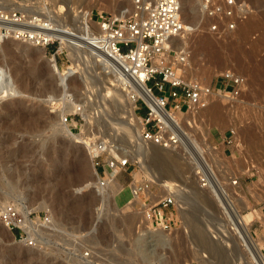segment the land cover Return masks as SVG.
I'll list each match as a JSON object with an SVG mask.
<instances>
[{"label":"rangeland","instance_id":"obj_1","mask_svg":"<svg viewBox=\"0 0 264 264\" xmlns=\"http://www.w3.org/2000/svg\"><path fill=\"white\" fill-rule=\"evenodd\" d=\"M34 1H39L35 4L37 7H43L44 0ZM49 1L53 4L55 0ZM240 1L249 4V10L242 8L244 18L252 14L246 27L249 28L247 32H241L243 23H240L233 34L224 37L209 30L212 20L200 18L199 6L194 0L186 3L183 11L186 24L198 29L186 35L189 43L185 44H189L191 53L185 78L214 85L227 69L247 78V87L240 97L227 101L216 99L221 102L219 121L207 108L201 112L202 117L198 114L183 116V126L191 129L192 137L203 148L214 169L210 170L216 180L207 187L201 186L199 178V171L204 168H196L193 164L200 159L199 147H193L192 159L185 164L176 163L179 162L176 152L166 154L171 156V161L165 153V159H145L142 149L149 143L138 138L140 127L133 126L131 131L126 127L122 129L125 139L117 138L120 137L117 134L112 136L113 144L127 146L129 156L124 157H128L131 164L126 170L115 173L114 180L99 188L88 148L76 144L74 138L69 143L68 136L56 133V112H51V101L54 100L48 98L50 95L59 97L65 87L67 93L77 99L74 102L84 103L92 120L88 121L79 114L73 116L78 121L74 131L81 132L86 141L90 139L98 144L105 135L113 133L109 128L125 125V122L120 124L122 118L126 120L125 115L121 116L122 111L125 114V105H118L120 100L124 102L122 93L115 94L114 91V98L96 100L98 94L105 91L102 90L106 89L105 84L112 83L114 75L97 61L96 56L88 55V69L86 64L60 85L37 63L34 56V51L38 50L36 45L11 38L0 41L8 46L9 54L3 60L9 73L16 75L17 88H27L26 92H13L12 96L6 95L0 100V105L8 103L2 109L0 106V214L6 206L24 205L31 210V220H40L36 226L38 234L28 237L26 232L22 238L0 217V264H202V259L207 256L210 264H223L221 259L214 257L213 251V254L207 251L206 245L197 240L190 227L187 232L183 228L175 233L178 225L173 233L167 231L170 233L165 240L158 232L150 234L152 231L144 230L141 203L135 202L131 190L132 183L147 176L139 165L140 160L147 162L149 168L146 169L152 173L167 174L192 189L187 192L182 189L189 205L187 214L189 218L196 215L198 218H195L199 219L201 216V226L210 233L221 255L226 249L229 264H252L247 248L225 228L233 221V209L230 207L229 213H223L219 202L231 194L237 197L234 203L249 216L250 231L256 242H264V73L259 74L261 71L257 69L264 62V0ZM104 2L101 9L111 13L129 4L128 0ZM203 35L221 51L220 61L211 60L206 50L197 53L195 46ZM253 47L256 51L252 50ZM67 98L70 99L68 94ZM30 113L38 117L33 125H27ZM147 113L148 109L141 107L137 115L144 118ZM67 126L71 128V124ZM107 158L101 157L103 162ZM83 169L86 172L82 178L76 173ZM235 178L238 181L233 185ZM87 183L90 184L85 187ZM16 210L23 221V214ZM31 240L34 244H28ZM252 248L255 251L256 248Z\"/></svg>","mask_w":264,"mask_h":264},{"label":"built area","instance_id":"obj_2","mask_svg":"<svg viewBox=\"0 0 264 264\" xmlns=\"http://www.w3.org/2000/svg\"><path fill=\"white\" fill-rule=\"evenodd\" d=\"M195 1L199 6L200 18L212 20L209 30L219 37L228 36L235 30L243 16L242 8L250 9L249 4L240 0ZM128 2L127 6L115 13L97 7L87 13L78 8L70 18H53L52 22L46 13L31 14L37 7L34 0H27L26 3L16 0L5 3L0 0V36H10L45 48L59 69H73L77 49L88 51L89 56H96L97 61L110 71L128 78L129 82L125 84L132 89L129 94L135 100L136 114L141 111V107L148 109L147 116L142 118L143 140L165 148L178 146L179 133L185 121L183 116L198 114L210 105L215 95L240 97L247 87V78L227 69L220 74V81L214 85H207L200 80H187L184 72L191 52L188 46L179 45L178 40L186 33L195 31V28L185 24L182 1ZM53 5L49 0H44L43 6L55 9ZM44 31L60 32L66 39L47 37ZM87 58L88 55H85L84 59ZM84 59L76 62V70L68 78L82 69L81 62ZM107 60H110V64H106ZM132 83L146 85L148 91L156 97L158 111L138 97ZM173 113L179 115L172 117ZM77 114L70 113L64 117V122L71 124L73 131L77 128V124H73V116ZM106 146V142H101L93 156L98 187L107 185L108 180L115 175L114 172L126 170L131 164L128 157L107 151ZM103 156H108L106 162L102 161ZM199 174L202 187L216 180L210 169L204 168ZM237 181L235 178L233 185ZM131 185L134 196L140 199V209L151 223V228L173 231L180 226L177 196L179 182L156 181L146 176ZM163 190L165 194H162ZM0 217L9 229L16 230L17 235L23 238L26 231L13 205H9ZM28 244H34V241ZM260 253L264 256V244ZM261 263L264 264V260Z\"/></svg>","mask_w":264,"mask_h":264},{"label":"bare ground","instance_id":"obj_3","mask_svg":"<svg viewBox=\"0 0 264 264\" xmlns=\"http://www.w3.org/2000/svg\"><path fill=\"white\" fill-rule=\"evenodd\" d=\"M2 1L5 2V3H10L12 0H2ZM181 1H182L183 11H184V9H185L184 6L186 5V3H189L190 0H187V2L185 0H181ZM194 2H195V4H197V2L195 0H194ZM36 3H39V1H37ZM103 4L105 5L104 0H55L54 1L55 9H49L46 6H43V7H40V8L37 7L36 10L34 12H32L31 14H35V12L36 13H46L47 16H48V19L52 20V22H53V18L59 19V20H60L61 17H63L64 19L65 18H70L71 15H73V11H76L78 8H81L82 12L90 13L92 11V9L95 8V7L101 9V7H102ZM79 15H80V13H79ZM251 15H248L245 18L243 16H241V19H239V21L237 22V27L235 28V30L238 28V25L240 23H243V28L241 27L242 28L241 32H243V33L245 31L247 32L246 29H248L249 27L248 28H246V27H247V25L250 24V22H249L248 19L251 18V17H249ZM82 16H84V14ZM253 20H255V19H253ZM247 22H249V23L247 24ZM185 24H186V19H185ZM186 25L188 26V24H186ZM256 25H258V22L256 23ZM188 28H190V27H188ZM17 29H19V27H17ZM235 30L231 34H233L235 32ZM197 31H198V29H195V31H193V32H197ZM44 32H45V36H47V37H50V36H52L53 38H57L58 37L61 40L66 39L64 37V35L61 34L60 32H48V31H44ZM188 34L189 33H186L184 35L185 37H182L181 38V39H183L184 42H181V39L178 40V44L179 45L186 46V47L189 45V44L188 45L185 44L186 42L189 41V40H186V35H188ZM7 38H11V39H14L15 40V38L10 37V36H8ZM0 39H5V37L0 36ZM219 46H221V45H219ZM195 49L197 50V53L198 54L202 50L208 51L207 54L211 58V60H219L220 61V58L222 57L221 56L222 54L220 53L221 51H218L217 48H215L214 45L210 42V39L207 36L205 37V35H203V37L202 36L200 37L199 42L195 46ZM252 50H255L256 51V48L253 47ZM77 53H78V56H77ZM74 54L76 56L74 57V60H73V62H74V66H72L73 69H71L70 67H68V69H67V67L66 68H63V69H59L58 68L59 71H60V74L62 76V82L63 83L65 81L69 80L70 79V76L68 78V75L71 74V73H73V71L76 70V62L79 61V60H81V59H84L85 55H89V52L88 51H85V50L77 49L76 50V53H74ZM198 57H199V55H198ZM222 60H223V58H222ZM83 61L85 62V61H87V59H84ZM109 61L107 60L106 61V64H110ZM84 62H81L82 68L84 66L86 67V65H85ZM262 62H263V60H262ZM88 63H89V60L86 63L87 64V68L86 69H88V67H89ZM257 67H259V66H257ZM257 69H259L261 71V73H259V74L264 73V62L262 64H260V67L257 68ZM253 70H254V68H253ZM254 71H252V72H254ZM6 72L7 71L5 70V68L0 67V85L4 87V90L2 91V96L3 97L4 96L6 97V95L8 94V88L9 87L12 88V86H13L10 83V81H9L11 79L8 77L9 78V80H8V78L6 77L7 76V73ZM111 73L114 75V77H112L113 79L111 80L112 83H110L108 86H107V84H105L106 85V89H102V90H105V91H102L101 93H99L96 100H101V99H103L105 97L106 98H114V91L117 92L115 94L122 93V98H123L124 102L122 100L118 99V101L120 100L119 103H118V105L123 106L122 105L123 103L125 105V108H124L125 114L122 113L123 112L122 111L123 108H122V110H121L122 111L121 112V116L122 115H125L126 116V120L123 119V118H122V120H120L121 121L120 124H123V122H125V125L124 124L122 125L123 128H121L122 126L121 127L114 126L112 128H109V129L112 130L113 133L112 134L110 133V134L105 135V137H103L104 139L100 140L98 144H95L96 141H94V140H90L89 139V141H86L84 139L83 135L81 134V132L73 131L71 128H69L67 126V124H69V123H65L64 122V117L67 114H70V113H79V114H81V116H83L84 118H86L88 121L89 120H92V117L90 116L89 113H86L85 104L84 103H80V102H74L75 99H73L70 96V94L67 93V91H66V89L64 87V89L62 90V93L60 94L59 97H55L54 98V97H52L50 95L49 98H48L50 100L51 99L54 100V102L51 101V104H52L51 105V108H52L51 109V112H56L55 113L56 120H55L54 127H55V130H56V133L57 134H60V135L63 134V135H66V136H68V137H70L72 139L74 138V142L76 144H82V145L86 146V148H88V151H89V154H90L91 159L93 158L95 152L97 150H99V144L101 142H106L107 143V146H106V150L107 151L109 150L110 152H113L114 154H117V155H119V156L122 157V155L123 156H129V154L126 153L127 152V149H126L127 146L121 145V144L120 145L113 144V142H112V140H113L112 136L117 134V135H120V137L117 136V138H120V139L124 138L125 139V133L122 130V129H124V127H126L128 129V131L129 130L131 131V128H134L133 126H137V127L139 126L140 128H139L138 138L139 139L141 138V140L144 143H149V146H147L146 148L144 147V149H142L143 150L142 155H143V157H145V159L147 157H158L160 159H165L166 154H169V152H171V153H175L176 152L175 155H176V157L178 159L175 156L174 157L180 162L179 163V162L176 161V163L181 164V162H184V164H185V163H187V160L192 159V154H193V149H194L193 147H199L200 149L199 148L198 149H199V153L201 155L200 156V159H196L195 162H193V164L195 165L196 168H205V169L214 170L213 167H212V165L208 162L207 155L204 152L203 148L200 147L198 145V142L196 141V139L192 137V134H191V131H190L191 129H189V128L185 127V126H182V131L179 133L180 138H179V144H178V146H174V147H170V148H165V147L159 146L157 144H154L152 142H147V141L143 140V138L141 136V131H142V128H143V125H142L143 119H142V117L138 116L135 113V100L132 99L131 96H130V94H129V92L132 89L129 88L128 86H126L127 84H125L126 82H129V80H128V78H126L121 73L114 72V71H111ZM205 75H206V72H205ZM253 75H255V72H254ZM257 76H259V75L257 74ZM207 85H211V84H207ZM132 86H133V90L137 93L138 97H140L142 100H145L151 107H153L155 109V111H158L157 106H156V97H154V94H151L148 91V89H147V87H146V85L144 83H141V85H139V86L137 84L132 83ZM110 89L113 90L112 93L110 92ZM67 94L70 97V99L71 98L73 99L72 101H69L70 99L67 98ZM216 99H220V100L221 99H224L225 101H227V100H231L232 97H229L228 95H224V94L223 95H215L214 98H213V100L211 101L210 105L207 107L208 112H211V114L214 116L215 120H218L219 121V116L218 115H219V111H220V108H221V102L220 101L219 102H216ZM7 105H8V103H5L3 105H0L1 106V109L4 108V107H6ZM54 107H55V109H54ZM205 109H203V110H205ZM207 110H205V111H207ZM202 111H200L198 113L199 117H202L201 116V112ZM175 115H179V114H177V113L174 114L173 113L171 116L173 117ZM62 117H63V119H62L63 122L60 121V119ZM35 119H38V117L32 116V114H31V118H29V120H30L29 122L30 123H28L27 125H33L35 123L34 122ZM116 119H118V118H116ZM73 121H74V123H73L74 125L77 124V121L75 119ZM215 122H217V121H215ZM49 124H51V122H49ZM111 130H110V132H111ZM128 131L126 130V132H128ZM239 134L240 133L238 132L237 137H239ZM107 136H111V137L106 138ZM114 139H115V137H114ZM57 142H59V141H57ZM178 148H180V149H178ZM238 153H240V151ZM163 154L165 155L164 157H163ZM73 155L75 156L76 153L73 154ZM166 157H169V156L167 155ZM170 157H169V160H170ZM80 158H82V157L80 156ZM175 158H172V160L175 159ZM179 158H182V161H180ZM80 161H81V159L78 158V162L79 163H81ZM145 162L146 161L140 160L139 165H140L141 169L146 173V175L149 178L155 179L156 181H164V182H169V183L175 182L174 181V177L168 176L167 174H154V173H152L151 171H149L148 169H146L148 166H146L147 165V162L146 163ZM175 167H177V165ZM179 167L180 166H178L177 168H179ZM172 168L174 169L173 166H172ZM80 169L82 170V168H80ZM93 169H94V172L93 173H94V175L96 177V180H97V178H98L97 177V169H96L94 163H93ZM77 170H79V169H77ZM81 170L79 171V173L77 172L76 174L77 175L80 174V176L81 175L84 176V174H85L86 171L84 172V169H83V171H81ZM114 174H115V172H114ZM80 176H79V178H80ZM112 179L113 180L115 179L114 176L111 177L108 180V183ZM89 184L90 183H87L85 185V187L89 186ZM183 185L184 184H179L180 189L178 190V194H177V196H178V211H179V220H180L179 222H180V226L174 232L177 233V232H179V230H181L183 228L185 229V230L184 229L183 230L186 231V230H188L187 228L190 227L192 229L193 233L195 234V235L194 234L193 235L197 238V240L200 241V243H202L203 245H206V247L208 249L207 251H209V252L213 251L214 254L212 252L211 253L214 255V257L217 260L221 259L222 262H223V264H229V262H227L228 261L227 260L228 253H227L226 249L223 250L222 255H221V253L218 252L219 249H217V247L212 242L210 233L203 228V225L201 226L202 223H201V220H199V219H201V216L199 215L200 216L199 219H197L198 217L196 215L195 216L197 218H195V216H193V215H192L193 217L189 218V215L187 214L188 213V209H189L188 208L189 205L184 200L183 194H186L187 189H189L190 187L188 188L187 185H184V186ZM167 186H170V185L167 184ZM99 188H102V187H99ZM183 188L186 190V192H185V190L182 191ZM131 190L133 191V186L132 185H131ZM190 190H192V189L190 188ZM198 190H196V191H198ZM164 192L165 191L163 190L162 194H165ZM236 199H237V197H235V196H233L231 194V195H229V196H227L225 198L220 199V201H219L220 202V211H222L223 213H229L228 211H229V208L230 207L234 211L233 221H231L229 223L230 225L228 227H225V228H227V230L229 231V234H234L235 235V237H236L235 239H237V241L240 243V245H243V246H245V248H247L248 251L246 249H244V250L247 251V253L249 254V259H250V261H251L252 264H262L261 263V260H264V256L261 255L260 248L262 247V245L264 244V242L263 243L256 242V239L254 238V236L252 235V233L250 231L249 216H247V215H245L243 213V210H242L243 208L242 209H239V207L236 206L237 204L235 205L234 201ZM134 200H135V202H137V201L140 202V199L137 198L136 196H134ZM23 206L24 205H22V206L21 205H16V208L21 211V213L23 214V217H24L23 221H21V225L23 226L24 230L27 232L28 237H32L33 235H37L38 234V230L36 229V226L39 224V221L40 220H31V218H29V213H30L31 210L29 208H25V206L24 207ZM7 207L8 206H6L3 209V211ZM215 212H216V210H215ZM141 215H142L141 224H142V227L144 228V230H147L148 233L152 231L150 234H154L153 232H158V234L161 236L162 240H165L166 239L165 237L169 236V233L170 232L168 233L165 230H155V229L151 228V226H150L151 223L149 222V220H147L145 218L143 211H142V214ZM141 224H140V227H141ZM171 232L173 233V231H171ZM224 235H225V233H223V237H224ZM218 238H220V236ZM225 242L227 243L228 240H225ZM252 247H255L256 248L255 251H254V248H252ZM218 255H220V256H218ZM207 257L202 259V264H210L209 263L210 258L209 257L207 258ZM224 261H226V263Z\"/></svg>","mask_w":264,"mask_h":264},{"label":"water","instance_id":"obj_4","mask_svg":"<svg viewBox=\"0 0 264 264\" xmlns=\"http://www.w3.org/2000/svg\"><path fill=\"white\" fill-rule=\"evenodd\" d=\"M2 39H0L1 41ZM38 50L34 51V56L36 58L37 63L44 68L47 73L60 85L62 84V76L60 74V71L56 65V63L47 55V52L45 50V48L37 46ZM9 54V50H8V46L0 44V67L5 68V70L7 71V78L9 77L11 80L10 83L13 85L12 88H8V96H12L13 92L14 93H22V91L26 92L27 88L26 87H21V88H17V85L15 83V79H16V75L9 73L8 69L6 68V65L4 63V57L7 56ZM13 75V76H12ZM12 76V77H11ZM4 90V87L0 85V100L3 98L2 96V91ZM5 97V96H4ZM66 140L69 143H72L73 140L71 138H66Z\"/></svg>","mask_w":264,"mask_h":264},{"label":"trees","instance_id":"obj_5","mask_svg":"<svg viewBox=\"0 0 264 264\" xmlns=\"http://www.w3.org/2000/svg\"><path fill=\"white\" fill-rule=\"evenodd\" d=\"M17 232V231H16Z\"/></svg>","mask_w":264,"mask_h":264}]
</instances>
